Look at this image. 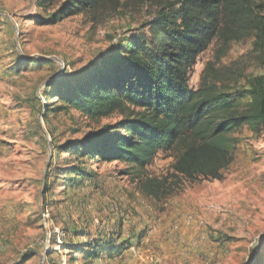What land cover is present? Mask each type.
Listing matches in <instances>:
<instances>
[{"label": "rangeland", "instance_id": "obj_1", "mask_svg": "<svg viewBox=\"0 0 264 264\" xmlns=\"http://www.w3.org/2000/svg\"><path fill=\"white\" fill-rule=\"evenodd\" d=\"M38 2L0 0V264H252L264 251L261 131L232 135L236 148L219 180L175 175L176 150L159 153L143 171L83 160L92 178L75 187L55 178L57 168L77 165L58 146L120 117L90 120L72 110L44 117L48 82L98 61L178 0H107L49 25L40 19L62 1L45 8ZM252 3L264 25V0ZM228 29L227 43L217 38L198 57L188 84L197 89L211 64L239 99L261 72L259 53L252 27ZM146 179L160 182L158 198L142 193ZM97 240L127 248L85 259L81 251Z\"/></svg>", "mask_w": 264, "mask_h": 264}, {"label": "trees", "instance_id": "obj_2", "mask_svg": "<svg viewBox=\"0 0 264 264\" xmlns=\"http://www.w3.org/2000/svg\"><path fill=\"white\" fill-rule=\"evenodd\" d=\"M55 1L39 0L37 5L45 8ZM61 1L50 17L40 21L55 24L107 2ZM252 4V0H178L161 9L145 28L113 45L98 61L48 82L46 101L57 104L47 102L44 117L63 110L90 120L120 117L114 124L58 146L59 153L77 165L57 168L55 178L75 187L92 178L86 175L83 160L119 162L143 171L159 153L176 150L175 175L188 181L219 180L236 148L232 135L242 128L264 133V25ZM232 24L255 31L260 74L249 80L236 99L208 64L198 88L191 89L189 74L198 57L217 38L227 43L226 32ZM160 192L157 179L143 182L146 196L156 199ZM86 247L81 253L89 260L98 259L106 248L109 256L127 248L123 242L115 245L104 240ZM252 264H264V251L260 249Z\"/></svg>", "mask_w": 264, "mask_h": 264}]
</instances>
